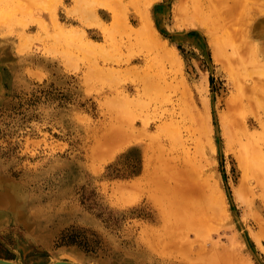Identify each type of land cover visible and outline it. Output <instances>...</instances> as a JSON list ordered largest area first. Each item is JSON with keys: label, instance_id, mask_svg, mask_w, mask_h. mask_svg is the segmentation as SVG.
<instances>
[{"label": "rangeland", "instance_id": "1", "mask_svg": "<svg viewBox=\"0 0 264 264\" xmlns=\"http://www.w3.org/2000/svg\"><path fill=\"white\" fill-rule=\"evenodd\" d=\"M262 196L264 0H0L1 259L264 264Z\"/></svg>", "mask_w": 264, "mask_h": 264}, {"label": "bare ground", "instance_id": "2", "mask_svg": "<svg viewBox=\"0 0 264 264\" xmlns=\"http://www.w3.org/2000/svg\"><path fill=\"white\" fill-rule=\"evenodd\" d=\"M46 2H48L49 4H53V3L55 4V0H46ZM103 6L105 8H108L113 13V18H115V23L118 22L120 18H119V14L117 12V9L114 6H112V5H106L105 4ZM97 19L100 21V24L97 21ZM84 21H86V20H84ZM97 22H98L99 26L102 25L101 24V18H99V17L97 18L96 17V20L94 21V23H97ZM88 23L89 22L87 21L86 24H88ZM91 23H92V25L89 23V25H87V26L91 27V26L94 25L93 22H91ZM155 45L157 47L158 45H162V43H161V41H155ZM194 113H195V116L197 118V120H196V124H197L196 130H197V132L199 130V132L201 131L203 133L202 135L200 134L201 141H202L203 137L206 140H210L209 125L208 124H204V116L199 111H195ZM245 119H246V117L244 118V120ZM140 136H142V133L141 132H137V131H131V132H129V131H123V132L117 133L115 136L109 137L106 142H109L110 143V142H113L114 139H118V138H123L124 139L125 138V140L128 143V142L136 141L137 139H139ZM246 136H247V138H245L246 140L243 139V137H242V139L245 140V142L243 143V148H244V151H245V156H244L243 160H245V162L251 167V166H254L255 165L256 159H254L255 157H253L249 153V148L251 147V145H253V141H254L255 138L253 136L252 137L249 136V134L246 135ZM187 140H191L190 137H188ZM201 141H199V143H202ZM196 146H197V143H196ZM257 160H258V158H257ZM207 195L209 197V204L207 203V204H204L203 206H201V208H204L205 209L202 212L201 217H199L197 220H193V219H189V220L176 219V220L172 221L170 224L172 226L175 225V226H179L180 227L183 224H189V223H191L193 221V222H196L195 225H194V230L196 232H198L200 230H204L205 225L207 226L208 225L207 222L210 221V219H211V217H210L211 215L209 216V213L211 212L213 215H217L220 209H225L224 200H223L222 197L217 198V199H215V198L212 199V195H213L212 192H208ZM263 199H264V197H263ZM214 217H216V216H214ZM214 217H212V218H214ZM212 223H213V220H212ZM165 228H166V226H165ZM207 229L212 230L213 229V226L210 225L209 228H207ZM260 237H261V234H260ZM261 238L264 239L263 237H261ZM0 260L1 261H5V262H9V263H12V264H19V263L12 262V261L5 260V259H1V258H0ZM61 262H69V263H74V264H82V263H79V262H72V261H66V260H59V261H56V262H54L52 264L61 263Z\"/></svg>", "mask_w": 264, "mask_h": 264}, {"label": "water", "instance_id": "3", "mask_svg": "<svg viewBox=\"0 0 264 264\" xmlns=\"http://www.w3.org/2000/svg\"><path fill=\"white\" fill-rule=\"evenodd\" d=\"M0 264H12V263L5 262V261H1V260H0ZM55 264H74V263H69V262H61V263H55Z\"/></svg>", "mask_w": 264, "mask_h": 264}]
</instances>
